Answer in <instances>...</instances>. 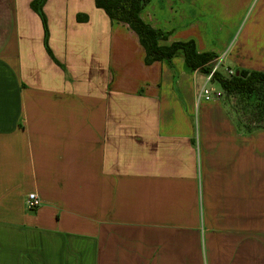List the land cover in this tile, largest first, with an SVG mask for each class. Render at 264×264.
Here are the masks:
<instances>
[{
  "label": "crops",
  "instance_id": "crops-1",
  "mask_svg": "<svg viewBox=\"0 0 264 264\" xmlns=\"http://www.w3.org/2000/svg\"><path fill=\"white\" fill-rule=\"evenodd\" d=\"M32 1L0 0V264H264V125L198 97L182 54L146 63L94 0H46L45 28ZM139 16L223 74L264 72V0Z\"/></svg>",
  "mask_w": 264,
  "mask_h": 264
},
{
  "label": "trees",
  "instance_id": "trees-1",
  "mask_svg": "<svg viewBox=\"0 0 264 264\" xmlns=\"http://www.w3.org/2000/svg\"><path fill=\"white\" fill-rule=\"evenodd\" d=\"M148 1L94 0V4L97 8H101L110 19L127 23L137 32L145 49L146 63L155 60L170 61L175 55L182 54L184 63L189 70H198L204 75L208 74L216 59L214 53L198 52L192 40L172 42L169 45L159 44V40L165 39L166 34L150 27L139 16L141 9ZM45 2L46 0H33L30 3L31 8L41 17L44 28L46 27V20L42 7ZM85 18V16H78L79 20ZM211 82L217 83L227 98L237 94L244 100L252 99L256 106L263 109L262 112L264 113V72L239 70L232 75H226L217 70L212 74ZM240 122L243 126L250 128L249 124Z\"/></svg>",
  "mask_w": 264,
  "mask_h": 264
},
{
  "label": "rangeland",
  "instance_id": "rangeland-1",
  "mask_svg": "<svg viewBox=\"0 0 264 264\" xmlns=\"http://www.w3.org/2000/svg\"><path fill=\"white\" fill-rule=\"evenodd\" d=\"M209 89H219V86L215 82H209ZM225 100L228 102V109L238 117L239 121H242L250 126L264 125V113L263 109L255 105V101L252 99L240 98L239 95H231L228 98L222 91ZM254 104V105H253Z\"/></svg>",
  "mask_w": 264,
  "mask_h": 264
},
{
  "label": "built area",
  "instance_id": "built-area-1",
  "mask_svg": "<svg viewBox=\"0 0 264 264\" xmlns=\"http://www.w3.org/2000/svg\"><path fill=\"white\" fill-rule=\"evenodd\" d=\"M220 62L218 58L215 59L214 65L211 69V71L205 75L206 82L205 84L201 87L198 97L204 99V100H210L213 97H221L222 92L221 91H212L209 89L207 86L209 82H211V77L212 74L219 69ZM234 72L230 69H225V74L226 75H232ZM39 199L37 198L36 194L34 192L28 193L27 198H26V204L28 208L32 209L36 207L39 204Z\"/></svg>",
  "mask_w": 264,
  "mask_h": 264
}]
</instances>
